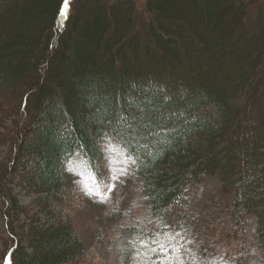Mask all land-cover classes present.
<instances>
[{"label":"trees","instance_id":"1","mask_svg":"<svg viewBox=\"0 0 264 264\" xmlns=\"http://www.w3.org/2000/svg\"><path fill=\"white\" fill-rule=\"evenodd\" d=\"M65 4L0 0V264L89 253L60 207L67 163L100 167L112 135L156 215L185 224L191 185L219 175L264 239V0H74L67 22Z\"/></svg>","mask_w":264,"mask_h":264},{"label":"rangeland","instance_id":"2","mask_svg":"<svg viewBox=\"0 0 264 264\" xmlns=\"http://www.w3.org/2000/svg\"><path fill=\"white\" fill-rule=\"evenodd\" d=\"M147 2L140 0L143 7ZM123 146L112 135L104 141L100 167L80 151L67 163L69 198L60 207L90 246L77 264H264L258 219L238 216L219 175L191 185L190 216L183 214L185 224H178L174 216L154 213L139 164ZM11 151V143L0 140V169ZM89 185L104 196L92 194ZM16 187L21 202L35 209L36 194Z\"/></svg>","mask_w":264,"mask_h":264},{"label":"snow or ice","instance_id":"3","mask_svg":"<svg viewBox=\"0 0 264 264\" xmlns=\"http://www.w3.org/2000/svg\"><path fill=\"white\" fill-rule=\"evenodd\" d=\"M73 4L74 0H66V4L62 12V19H64L66 22L71 18ZM116 179H119V176H117ZM89 187L92 188V185H89ZM92 194L100 195L102 197L104 196V192L102 189L100 191H97L95 188H92Z\"/></svg>","mask_w":264,"mask_h":264}]
</instances>
